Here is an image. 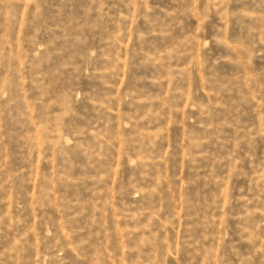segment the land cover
Masks as SVG:
<instances>
[{
    "label": "rangeland",
    "instance_id": "1",
    "mask_svg": "<svg viewBox=\"0 0 264 264\" xmlns=\"http://www.w3.org/2000/svg\"><path fill=\"white\" fill-rule=\"evenodd\" d=\"M0 264H264V0H0Z\"/></svg>",
    "mask_w": 264,
    "mask_h": 264
}]
</instances>
